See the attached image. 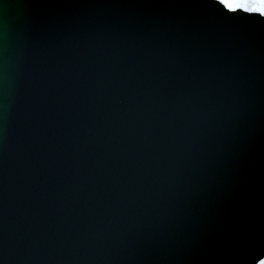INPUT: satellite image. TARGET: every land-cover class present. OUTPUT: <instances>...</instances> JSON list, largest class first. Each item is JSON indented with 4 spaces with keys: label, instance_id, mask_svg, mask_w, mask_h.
I'll return each mask as SVG.
<instances>
[{
    "label": "water",
    "instance_id": "95a60500",
    "mask_svg": "<svg viewBox=\"0 0 264 264\" xmlns=\"http://www.w3.org/2000/svg\"><path fill=\"white\" fill-rule=\"evenodd\" d=\"M0 264H264V16L0 0Z\"/></svg>",
    "mask_w": 264,
    "mask_h": 264
},
{
    "label": "snow or ice",
    "instance_id": "6c2138e0",
    "mask_svg": "<svg viewBox=\"0 0 264 264\" xmlns=\"http://www.w3.org/2000/svg\"><path fill=\"white\" fill-rule=\"evenodd\" d=\"M221 2L225 3L226 6L233 11L237 8H243L245 11L259 13L261 16H264V0H260L258 4H255L251 7H247L242 3L233 4L232 0H221Z\"/></svg>",
    "mask_w": 264,
    "mask_h": 264
}]
</instances>
